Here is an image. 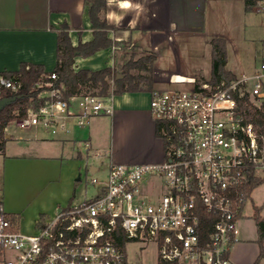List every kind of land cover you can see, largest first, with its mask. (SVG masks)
<instances>
[{
	"label": "built area",
	"instance_id": "built-area-1",
	"mask_svg": "<svg viewBox=\"0 0 264 264\" xmlns=\"http://www.w3.org/2000/svg\"><path fill=\"white\" fill-rule=\"evenodd\" d=\"M106 17L111 25L119 24L111 23L109 13ZM160 47L148 50L155 55L154 68L167 74L169 61ZM180 64L186 80L169 74L167 81L189 84L188 89L150 93L164 160L111 162L103 177L96 176L99 168L86 165L93 193L86 190L52 215H40L34 233L14 229L1 208L0 264H125L129 241L154 244L158 264L230 263V251L241 239L246 187L251 176H264V128L241 106L247 97L250 108L264 112V55L252 71L217 83L197 81L190 55H182ZM47 78L40 84L46 86L43 104L9 122L17 129L41 125L56 133L68 118L84 127L91 117L112 113L109 98L67 96L55 71ZM0 85L15 93L21 88V82L4 75ZM261 118L264 124V114Z\"/></svg>",
	"mask_w": 264,
	"mask_h": 264
},
{
	"label": "crops",
	"instance_id": "crops-1",
	"mask_svg": "<svg viewBox=\"0 0 264 264\" xmlns=\"http://www.w3.org/2000/svg\"><path fill=\"white\" fill-rule=\"evenodd\" d=\"M124 2L113 0L108 10L111 23L131 21L129 32L134 40L153 50L160 44L159 53L169 61L166 73L175 54L172 66H177L179 72L170 74L182 73V55H190L195 73V58L182 51L180 44L185 42V34L201 25L207 15V0H128L131 7L122 8ZM63 23L69 25L74 45L94 37L86 0H0V71L19 70L22 63L41 64L47 72L53 71L57 63L58 31ZM180 36L167 49V40ZM98 55H103L106 65L87 66L88 59ZM109 60L105 50H98L90 56H76L74 68L97 70L112 66ZM151 91L107 97L112 113L91 117L84 127L78 126L73 117L56 133L50 129L41 134L44 128L41 125L30 130L7 125L4 150L0 151V209L18 215L14 229L34 233L40 215L50 216L57 206L81 198L76 187L81 183L82 159L97 160L107 155L106 169L111 162L153 164L164 160V143L157 135L149 106ZM96 152L100 156L95 157ZM242 221L241 239L230 251L229 264H256L260 254L258 228L253 220L250 232ZM257 264H264V256Z\"/></svg>",
	"mask_w": 264,
	"mask_h": 264
},
{
	"label": "rangeland",
	"instance_id": "rangeland-1",
	"mask_svg": "<svg viewBox=\"0 0 264 264\" xmlns=\"http://www.w3.org/2000/svg\"><path fill=\"white\" fill-rule=\"evenodd\" d=\"M246 0H207V15L203 16L201 25L195 27L194 30L185 34V42L180 44V48L184 52H190L195 58L197 63V69L194 75L198 82L211 80L212 69V53L214 51L211 41L214 38H224L226 40L225 47H216L217 50L225 49L227 51V65L226 69L234 73L237 77L240 74L248 73L252 71L255 64L264 55V0L258 5L246 10ZM108 0V4L105 10L101 11L102 18L107 21V13L112 6ZM115 28L110 29L108 32L109 37L115 42V44L108 48H102L105 50L109 57V62L112 66L120 72V64H123L129 58H138L144 55H153L148 48L143 44L134 40L132 33L129 32L128 21L120 24L111 25ZM169 38L167 40V49H171L174 45V40L180 39ZM166 43V42H165ZM164 43V44H165ZM119 44V46H115ZM133 54V55H132ZM101 56V55H100ZM176 54L172 57V64L176 58ZM87 66L91 68H99L101 65H106L103 55L101 57L95 56L88 59ZM163 61L162 58L160 60ZM167 71V74L158 72L154 68L153 72L149 73L144 71V74L151 75L153 79V89H188L189 84H171L167 82V77L171 72H179L177 66H172ZM132 73H137L136 70H131ZM179 80H186L182 78V74H176ZM44 85V84H43ZM144 87V85H143ZM46 88V86H44ZM40 96H45L47 93L43 90ZM50 129L41 128V134H47ZM109 163L107 155H102L99 159L90 157L82 159L80 163L79 173L82 176V182L76 187L77 195H82L88 190V194H92V186L89 181L92 178V174L86 171V165H97L100 167V171L96 173L97 177H103L106 166ZM80 197V196H79ZM255 207L261 208V214L264 216V182L256 187L251 198L245 208L244 216L242 220L245 222V227L251 232L254 226L253 214ZM239 222L240 231L243 226V221ZM248 223V224H247ZM248 227V228H247ZM254 233V232H253ZM253 237L256 238V233ZM127 255L129 258V264H158V254L156 246L152 243L142 244L134 241L127 243Z\"/></svg>",
	"mask_w": 264,
	"mask_h": 264
},
{
	"label": "trees",
	"instance_id": "trees-1",
	"mask_svg": "<svg viewBox=\"0 0 264 264\" xmlns=\"http://www.w3.org/2000/svg\"><path fill=\"white\" fill-rule=\"evenodd\" d=\"M263 0H246V10L258 5ZM88 12L90 15L94 37L90 41H80L74 45L69 35V25L61 24L58 31L57 63L53 71L63 81L66 87L67 96L76 94L92 93L101 97H110L124 92L151 91L153 90V79L144 71L153 72V63L155 55H144L136 59L129 58L123 64H120L122 77H118L119 70L116 66H106L97 70L74 68L76 56H90L102 48H108L115 44L109 37L108 32L115 27L109 25L101 16V11L105 10L108 0H86ZM214 51L212 53L211 83H217L222 79L232 80L237 76L226 69L227 51L225 49L217 50L216 47H225L224 38H214L211 41ZM115 46H119L116 44ZM133 55V54H132ZM137 73H132L131 70ZM47 72L43 65L33 63H22L19 70L0 71V75L14 78L21 82V88L17 93L10 88L0 85V100L5 101L0 107V151L3 152L7 133L5 127L14 119L28 116L30 109H38L44 102V97L40 96L44 86L40 84L47 81ZM40 85V86H39ZM144 85V87H143ZM241 106L246 109L247 116L256 125L264 128L262 124L263 111L253 107L250 108L248 98L241 99ZM264 182V176H251L246 187V201L250 200L253 190ZM7 217L14 223L18 221V215L6 213ZM253 219L258 228V242L260 245V254L256 264L264 256V216L261 214V208L255 207ZM208 228V227H207ZM210 229V226H209ZM208 231V230H207ZM124 246V241H121ZM125 264H129L128 261Z\"/></svg>",
	"mask_w": 264,
	"mask_h": 264
},
{
	"label": "water",
	"instance_id": "water-1",
	"mask_svg": "<svg viewBox=\"0 0 264 264\" xmlns=\"http://www.w3.org/2000/svg\"><path fill=\"white\" fill-rule=\"evenodd\" d=\"M122 76H123V74L121 72H118V77H122ZM8 100L9 99H7V98L3 99V100H0V107L5 101H8ZM91 168H92L93 171H95V166H92Z\"/></svg>",
	"mask_w": 264,
	"mask_h": 264
},
{
	"label": "clouds",
	"instance_id": "clouds-1",
	"mask_svg": "<svg viewBox=\"0 0 264 264\" xmlns=\"http://www.w3.org/2000/svg\"><path fill=\"white\" fill-rule=\"evenodd\" d=\"M109 2L111 3V0H109ZM120 6L122 8H129V7H131L130 3H128V0H125V2L122 3ZM137 7H139V5H137Z\"/></svg>",
	"mask_w": 264,
	"mask_h": 264
}]
</instances>
